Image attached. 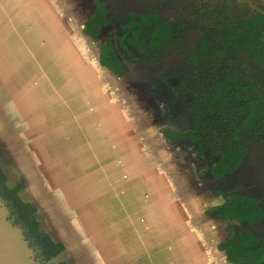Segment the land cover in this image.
<instances>
[{"label": "crops", "instance_id": "0c3cea01", "mask_svg": "<svg viewBox=\"0 0 264 264\" xmlns=\"http://www.w3.org/2000/svg\"><path fill=\"white\" fill-rule=\"evenodd\" d=\"M93 5V0H67L65 8L59 0H0V78L8 84L0 87V168L7 186L21 187L18 195L35 208L41 231L64 245L58 264H95V254L102 264H231L219 250L230 232L224 221L207 215L225 203L213 187L204 188L206 179L216 180L208 174L200 177L197 166L194 173L184 169L180 158H190L179 150L184 144L193 153L189 162L204 163L188 143L168 142L162 130L171 124L148 121L156 107L166 106L168 91H148L158 104L152 113H141L137 103L135 109L146 124L129 129L126 139L118 106L93 110L92 94L106 96V85L116 80L122 88L132 67H159L132 65L122 79L103 67L100 48H91L93 40L84 33ZM76 12L89 13L79 31L87 41L80 38V45H89V53L69 38L76 32ZM38 33L39 43L32 40ZM159 71H144L145 83L149 85L150 74H163ZM38 101L39 134L33 147L30 136L22 135L13 122L25 118L29 104ZM129 101L134 108L136 101ZM93 140L99 149H92ZM145 145L153 152L140 156ZM67 174L62 182L60 175ZM143 175L159 199L149 191L148 200L134 207L125 196L141 193L143 182L137 178ZM124 210L126 221L118 219ZM141 219L146 225H140ZM93 235L100 239L95 241ZM73 250L77 253L67 260L65 255Z\"/></svg>", "mask_w": 264, "mask_h": 264}, {"label": "trees", "instance_id": "16d2710c", "mask_svg": "<svg viewBox=\"0 0 264 264\" xmlns=\"http://www.w3.org/2000/svg\"><path fill=\"white\" fill-rule=\"evenodd\" d=\"M97 9L85 23L84 33L97 42L111 24L105 4L96 0ZM244 12L250 16L251 6ZM195 7L202 22L192 25L184 18L169 23L156 13L133 17L123 34L100 46V60L117 78H124L129 65L152 64L177 54L183 36L194 28L200 39L186 61V67L167 73L175 81L174 93H192L189 103L193 127L162 130L169 143L187 142L206 163L199 176L208 174L218 185L215 195H223L224 205L208 210L226 223L230 236L219 244L231 264H264V239L256 227L264 223V201L232 191L226 186L246 163L250 151L264 145V16L241 17L237 23L215 20L221 12ZM238 188V187H236ZM21 187L10 189L0 168V200L9 220L18 227L30 248L35 264H50L65 247L43 233L35 218V208L18 195ZM233 221V222H232ZM232 222V223H230ZM66 264V263H59Z\"/></svg>", "mask_w": 264, "mask_h": 264}, {"label": "rangeland", "instance_id": "374dc122", "mask_svg": "<svg viewBox=\"0 0 264 264\" xmlns=\"http://www.w3.org/2000/svg\"><path fill=\"white\" fill-rule=\"evenodd\" d=\"M59 3L64 8H65V6L67 7V0H59ZM135 8L139 9L141 7L137 6ZM93 9H94V5H93ZM87 14H89V13H86V15L82 16V15H80V13L76 12V15H75V18H77L76 22H75L76 23V32L73 34V36L69 37L70 41L75 42V44L78 45V47L80 49H81V47L85 48V47H83V45H80V42H79L80 38L82 40H84L82 38V36L79 34V31L81 30L80 24L82 21H84L87 18L86 17ZM61 15L65 16V14H61ZM69 16L71 17V15H68V17ZM113 16L117 17V14H114ZM80 17H82V18H80ZM79 19H80V21H79ZM120 26L121 25L118 24V25L112 26L113 28L109 27L106 30H104L103 35H102V37H100L98 42L92 41L94 44L91 45V48H93V47L100 48V45L103 43L104 39H107L109 37H112L113 39H117V37L120 36L119 35L120 34V32H119ZM30 33H34V32L30 31L28 34H30ZM37 35L33 36L32 40H35V41L37 40V43H39V33ZM84 41L87 43L86 40H84ZM89 48H90L89 45H87V47L84 49L86 53H87V50L89 53ZM82 51L83 50H81V52ZM171 63L173 65L174 63H180V61H179V59H172ZM142 65H144V64H142ZM157 65H159V67H160V68L157 67L158 72L160 73L159 70L163 71V69H164V63H158ZM132 68L133 69L128 74V79L125 81L124 86L122 88H120L119 81L116 80V83L113 82L114 84H112V85H110V84L106 85L107 86L106 87L107 88V95L106 96H104V95L103 96H99V95L95 96L92 94V97H91L92 100L91 101H92V106L95 107V108H93V110L95 112H97V110L101 108L100 107L101 105H102V107H105V109H109L111 107L118 106V114L120 117H122L120 119H122V124H123V128L125 131L123 136L126 139L129 136V133H128L129 129L131 130V132H133L139 128L141 129L146 124L145 119H142L143 116L141 114H138L137 110L135 109L137 103L140 104V112L141 113L145 114L146 111H148V109H150L151 113H152V111L154 110V106L158 105V104L155 103L156 101H154L153 98L149 96L148 91L151 90L152 92L157 93V91L165 89L168 91V94H169L167 97V100L165 101L166 106H164L163 108L156 107L154 113L149 115L148 121L149 122H155V123L158 122V124H161V125L168 123V124H171V126H174L176 128H181V129L188 127V126L189 127L192 126V118L189 116V113L186 112V101L187 100L186 99L180 100L178 98L173 99V95L170 92L168 85H167L168 83H166V81L164 79L152 81V77L157 78L158 73L150 74L151 77H148V80L150 82L149 85H147V83H145L146 79H145V76H143L144 75L143 72L146 70L153 72L157 68H153V67H152V69L151 68H139V66H134ZM141 69H143V71ZM5 80L6 79L1 75L0 87L8 86V84ZM3 82H4V84H3ZM37 83L39 85V82H37ZM67 83H70V82L67 81L65 85H67ZM128 93H130V97L126 98ZM12 95L15 96V93H13ZM35 95H36V97H38L39 93H35ZM152 95H154V94H152ZM95 100H97V101H95ZM129 100L136 101V102H133L134 108L132 107V105L129 104V102L131 103V101H129ZM29 105H31V109L28 111L30 113H24L25 118H23L19 122H17L16 120L14 121V119H13V121H14L13 125L17 126L18 129L21 130L22 135L27 134L30 136L28 138V141H29L30 145H33V147H34L35 141H33V138H34V136L39 134V101L37 103H33V104H29ZM159 105H162V104H159ZM103 109L104 108H102V110ZM127 111H130L131 113L127 112ZM135 113H137V116H135ZM139 117H140V119H139ZM22 126L24 127V129L22 128ZM22 129H23V131H22ZM64 130L67 131V127L64 128ZM115 133L116 132H111L110 136H112ZM16 136L19 137V132ZM22 138H23V136H22ZM50 144L51 143H48L47 145H50ZM91 147L93 150H97V149H99V144L93 140L91 142ZM185 147L187 148L186 144H184V146L181 147L179 150L180 151L183 150L184 153L186 155L190 156V158H191V155H193V153L190 154L191 152L189 150H186ZM252 150L253 151L251 153H249L250 156L247 159V163H245L238 170L235 179L230 178V183H227L226 186L231 187L232 191H236L238 189V191L240 193L245 194V195L246 194H256L258 192L260 194V196H264V147H255ZM147 151L150 152V154H152L153 149L149 148L145 145V148L142 149V151L139 153V155L141 156L143 153H145ZM136 152H138V151H136ZM190 158L184 157V161H183V158H180V159H182V162H184V164H183L184 169L187 168L188 171H190L189 173L195 172V166H197V169L203 168V165L200 162L197 164L196 160H195V163L189 162V161H191ZM124 162H125L126 166L128 164L132 165V163H131L132 161H124ZM144 164H146V161ZM68 176H69L68 174L67 175H60L61 181L63 182L64 180H68L67 179ZM125 176H126V174H125ZM137 179L141 183L143 182L142 191H141V193L139 191V192H133L132 194H128L129 196L126 195L125 199L127 200L128 203H131V204H133L134 207H136L137 205L146 202L148 200V196H149L148 192L149 191L153 192V196L155 195V198L159 199L158 196L160 194H158L156 192V190L154 191L152 189V187L149 188L147 183H144L147 181V175H143L141 177H138ZM154 180H155V185L157 188V182L159 181L158 175H157V177L154 178ZM206 180L207 181L204 183V188H206V187L215 188L216 187V185H217L216 182L210 181V179H206ZM236 187H239L240 189L236 188ZM251 187L253 188L252 190H251ZM142 200H144V201H142ZM127 210H128V207H127ZM141 216H142V214L140 213V217ZM118 219L124 220V221H126L128 219V215H126V210H124L123 213L119 214ZM232 222H230V223H232ZM140 225H142V226L146 225V221L141 219ZM261 225L262 226L256 227V230H257V233L259 234V236L264 239V223ZM125 227H126V225L124 223V228ZM73 231L79 237L81 236L77 232L76 227L74 228V224H73ZM97 235H98V233H97ZM92 237L95 238V241H98L100 239V236L93 235ZM80 245L83 246L82 243ZM95 245L98 246V244H95ZM97 246H95V247H97ZM91 248L92 249L90 251H92L94 247H91ZM88 250L89 249H87V252H90ZM73 253H77V251L76 250L69 251V253L65 255L67 260H70V256H72ZM94 257L96 260L95 264H102V262L100 260V256H97L95 254ZM62 259H63V257H61V255H58L56 258H53L52 260H50V264H58L59 260H62Z\"/></svg>", "mask_w": 264, "mask_h": 264}, {"label": "flooded vegetation", "instance_id": "af4514ba", "mask_svg": "<svg viewBox=\"0 0 264 264\" xmlns=\"http://www.w3.org/2000/svg\"><path fill=\"white\" fill-rule=\"evenodd\" d=\"M101 1L105 4V9L108 12V18L109 20H111V24L102 30L99 36V39L100 37H102L104 30H106L109 27L113 28L112 26L118 25V24L121 25L119 29L120 36L118 35L119 37H121L123 34V28L125 24L132 17L135 20H139V18L142 15H147L150 13H156L172 24L179 21L181 18H184L187 22H190L192 25H194V27L195 25L196 26L199 25L198 24L199 22L204 21V20H201V18L198 15L195 16V7H201V8L203 7L204 8L203 12H205L206 10L207 11L211 10V11L216 12L218 9L217 12L219 11L221 12L220 16L212 15V18L214 20L215 18H217L215 21L227 19L228 23H231V22L237 23L239 20H241V17L246 18V20H248L249 17L251 16H257L260 14L264 16V0H101ZM93 4H94V9H93L91 17L93 16V14L95 13L97 9L96 0H93ZM136 5L141 8L139 9L135 8L137 7ZM248 5L251 6L252 10L250 9V16L246 17L244 12L248 10L249 8ZM114 14H117V17H114L113 16ZM200 36H201V32L199 30H195V28L191 32L185 33L183 36V40H184L183 47L179 53L169 56L155 63H152V64L164 63V69L162 71L163 74L160 75L158 78L154 79L153 81L164 79L166 83H168L167 85H168L170 92L173 95V99H177V98L180 100L186 99L187 100L186 101V112L189 113L190 117L191 115H190L189 103L194 99V95L190 93V94H186L182 96H177L174 93L175 81H173L172 79H168L166 75L167 73L172 72V70L174 69H177V68L182 69L186 67L187 65L186 61L189 55L191 54V52L193 51V49L195 48V46L197 45L200 39ZM119 37H117V39ZM117 39H113L112 37H109L107 39H104L101 45H103L108 40H112L113 43L116 44ZM172 59H179L180 63H174L172 65L171 63ZM144 65H150V64H144ZM129 66H132V65H129ZM193 125L194 124L192 120V126L190 127L188 126L182 129L192 128ZM169 128L181 129V128H176L174 126H169ZM188 144L195 151L193 145H191L190 143ZM258 147H264V145H261ZM252 151L253 150H251L250 153ZM249 156L250 155L248 154V157ZM203 163H204L203 167H206V163L204 161ZM246 163H247V160H246ZM252 187H251V190L253 189ZM256 194H246V195L259 197L264 201V196H260L258 192ZM217 196H223V195H217ZM225 202H226V199H225Z\"/></svg>", "mask_w": 264, "mask_h": 264}, {"label": "water", "instance_id": "95a60500", "mask_svg": "<svg viewBox=\"0 0 264 264\" xmlns=\"http://www.w3.org/2000/svg\"><path fill=\"white\" fill-rule=\"evenodd\" d=\"M0 264H35L21 230L9 220L0 200Z\"/></svg>", "mask_w": 264, "mask_h": 264}, {"label": "bare ground", "instance_id": "6f19581e", "mask_svg": "<svg viewBox=\"0 0 264 264\" xmlns=\"http://www.w3.org/2000/svg\"><path fill=\"white\" fill-rule=\"evenodd\" d=\"M17 27H18V26H17ZM26 49H27V48H26ZM32 49H33V48H32ZM5 81H6V80H5ZM22 85H23V84H22ZM27 88H28V87H27ZM12 91H13V90H12ZM37 95H38V94H37ZM39 96H40V95H39ZM29 113H30V112H29ZM49 118H50V117H49ZM27 122H28V121H27ZM34 134H35V133H34ZM41 136H42V135H41ZM44 155H45V154H44ZM48 160H49V159H48ZM86 215H87V214H86ZM88 215H89V214H88ZM88 215H87V216H88ZM87 216H86V217H87ZM133 234H134V233H133ZM133 234H132V235H133ZM135 237H136V236H135ZM132 240H134V239L132 238ZM101 247H102V246H101ZM99 254H100V252H99ZM130 255H131V254H130ZM122 256H123V255H122ZM118 259H119V258H118ZM120 263H121V262H120Z\"/></svg>", "mask_w": 264, "mask_h": 264}]
</instances>
